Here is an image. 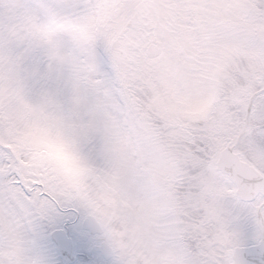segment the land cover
Masks as SVG:
<instances>
[{"label":"rangeland","instance_id":"rangeland-1","mask_svg":"<svg viewBox=\"0 0 264 264\" xmlns=\"http://www.w3.org/2000/svg\"><path fill=\"white\" fill-rule=\"evenodd\" d=\"M34 3L38 11L0 32V142L12 153L0 148V163L8 162L0 174L21 164L24 173L40 177L47 169L49 180L68 185L83 178L86 208L105 228L103 237L112 226L127 241L133 236L131 244L150 253L142 264H212L231 254L237 229L229 234L227 225H235L241 211L230 199L235 187L213 167L202 177L185 172L183 180L180 168L199 161L191 149L203 145L191 142L192 130L217 143L223 129L227 135L242 130L254 78L264 84L255 72L264 63V0ZM8 12L0 6V16ZM152 42L162 48L155 59L148 57ZM228 69H241L245 79L230 94L241 107V126L223 106L226 98L219 102ZM212 112L218 117L210 119ZM250 119L249 133L264 132V97ZM259 151L252 157L264 161ZM181 182L186 192L177 201ZM183 210H191L189 222ZM113 261L123 264L117 256Z\"/></svg>","mask_w":264,"mask_h":264},{"label":"snow or ice","instance_id":"snow-or-ice-1","mask_svg":"<svg viewBox=\"0 0 264 264\" xmlns=\"http://www.w3.org/2000/svg\"><path fill=\"white\" fill-rule=\"evenodd\" d=\"M0 6L9 10L0 16V32L38 11L34 0H0ZM50 67L55 72L56 66ZM7 165L3 161L0 168ZM31 179L12 169L0 174V264H114L72 201L55 185H33ZM230 248L227 260L212 264H264V209L237 225Z\"/></svg>","mask_w":264,"mask_h":264},{"label":"water","instance_id":"water-1","mask_svg":"<svg viewBox=\"0 0 264 264\" xmlns=\"http://www.w3.org/2000/svg\"><path fill=\"white\" fill-rule=\"evenodd\" d=\"M160 53L159 48L154 45L150 46V57H157ZM216 166L219 172L229 176L237 186V195L241 200L250 202L260 194L264 196V177L252 166L241 161L232 147H227L221 151ZM88 221L95 229L96 234L103 232L94 218L89 217ZM103 245L112 257L113 250L107 244L103 243Z\"/></svg>","mask_w":264,"mask_h":264},{"label":"trees","instance_id":"trees-1","mask_svg":"<svg viewBox=\"0 0 264 264\" xmlns=\"http://www.w3.org/2000/svg\"><path fill=\"white\" fill-rule=\"evenodd\" d=\"M13 111H15V109ZM198 134L204 135L205 133L195 132L193 137L191 138V142L203 145V148L200 149L193 148L195 150L196 156L199 157V161L196 163L193 173L195 176L199 175L200 177H202V175H210L209 172L211 169V165L217 154L219 145L226 144L231 138H218L217 143L216 139L212 138L209 134L205 135L204 138H199L197 136ZM185 145L188 147V143H185ZM100 164H102L100 168H104V164L102 163V161L100 162Z\"/></svg>","mask_w":264,"mask_h":264},{"label":"flooded vegetation","instance_id":"flooded-vegetation-1","mask_svg":"<svg viewBox=\"0 0 264 264\" xmlns=\"http://www.w3.org/2000/svg\"><path fill=\"white\" fill-rule=\"evenodd\" d=\"M241 153V152H240ZM258 168V167H257ZM263 173L264 170L260 169ZM22 178L25 180H29L31 177H25L22 175ZM35 179H31L30 183L35 184H51L55 185V187L59 190V194L63 195L66 199H69L72 201V203L77 207L80 214L84 217H87L89 214H87L86 206H85V196L83 193H81V187L80 186H70L68 185L66 180H49V175H41L40 177H34ZM100 239V238H99ZM101 241V240H100ZM38 259L41 257H37Z\"/></svg>","mask_w":264,"mask_h":264}]
</instances>
